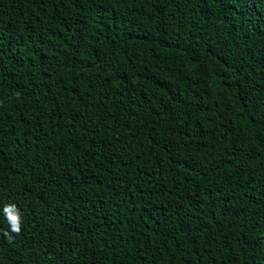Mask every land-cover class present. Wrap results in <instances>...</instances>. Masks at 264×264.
Masks as SVG:
<instances>
[{"label": "trees", "instance_id": "trees-1", "mask_svg": "<svg viewBox=\"0 0 264 264\" xmlns=\"http://www.w3.org/2000/svg\"><path fill=\"white\" fill-rule=\"evenodd\" d=\"M0 264H264V0H0Z\"/></svg>", "mask_w": 264, "mask_h": 264}, {"label": "clouds", "instance_id": "clouds-1", "mask_svg": "<svg viewBox=\"0 0 264 264\" xmlns=\"http://www.w3.org/2000/svg\"><path fill=\"white\" fill-rule=\"evenodd\" d=\"M3 214L13 233L19 234L21 231L22 217L15 204H7L3 208Z\"/></svg>", "mask_w": 264, "mask_h": 264}]
</instances>
